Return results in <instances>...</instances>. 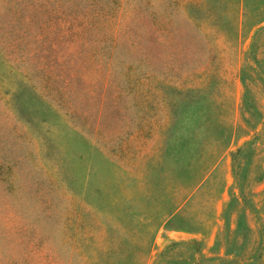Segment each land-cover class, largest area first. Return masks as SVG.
<instances>
[{
    "label": "rangeland",
    "instance_id": "obj_1",
    "mask_svg": "<svg viewBox=\"0 0 264 264\" xmlns=\"http://www.w3.org/2000/svg\"><path fill=\"white\" fill-rule=\"evenodd\" d=\"M0 264H264V0H0Z\"/></svg>",
    "mask_w": 264,
    "mask_h": 264
}]
</instances>
